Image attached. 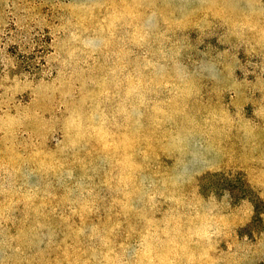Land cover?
Here are the masks:
<instances>
[{
  "label": "rangeland",
  "instance_id": "obj_1",
  "mask_svg": "<svg viewBox=\"0 0 264 264\" xmlns=\"http://www.w3.org/2000/svg\"><path fill=\"white\" fill-rule=\"evenodd\" d=\"M0 264H264V0H0Z\"/></svg>",
  "mask_w": 264,
  "mask_h": 264
}]
</instances>
